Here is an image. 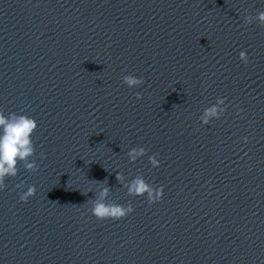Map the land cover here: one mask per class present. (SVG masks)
<instances>
[{
    "label": "water",
    "instance_id": "obj_1",
    "mask_svg": "<svg viewBox=\"0 0 264 264\" xmlns=\"http://www.w3.org/2000/svg\"><path fill=\"white\" fill-rule=\"evenodd\" d=\"M245 10L264 0H0V110L37 124L36 171L18 162L0 190V264H264V26ZM100 181L132 212L92 216Z\"/></svg>",
    "mask_w": 264,
    "mask_h": 264
},
{
    "label": "clouds",
    "instance_id": "obj_2",
    "mask_svg": "<svg viewBox=\"0 0 264 264\" xmlns=\"http://www.w3.org/2000/svg\"><path fill=\"white\" fill-rule=\"evenodd\" d=\"M257 23L264 26V10L257 11L255 15H248L247 10L243 16L242 23L248 25ZM238 59L241 63H248V55L246 50L238 52ZM121 82L128 88H133L141 85L143 79L131 74H125L121 77ZM136 98H140V94L136 93ZM225 97L217 96L214 103L204 107L198 116L201 126L209 124L211 120L219 119L223 116L227 105L225 104ZM236 112L242 111L237 107ZM37 124L34 118L20 113L9 112L4 114L0 110V190H3L5 177H14L17 174V163L21 162L26 171H36L37 164L35 160H30L33 156L34 146L31 134L36 129ZM247 137H243V141L247 142ZM146 149L142 146L128 149L126 155L129 162H134L138 157L145 154ZM148 164L156 168L160 161L157 159V154L149 155L147 157ZM116 173L117 182L125 189V194L128 196H143L148 204L159 202L163 193V185L153 186L146 179L137 174L130 180L119 172ZM17 189L23 187V182L15 185ZM35 192L34 185H28L23 191H18L17 195L21 202L26 201ZM109 187L106 181L97 183L94 198L89 199L90 214L97 220L111 219L120 220L132 212L131 204H119L113 201H108Z\"/></svg>",
    "mask_w": 264,
    "mask_h": 264
}]
</instances>
